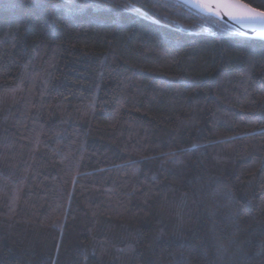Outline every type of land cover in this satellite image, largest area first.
Returning <instances> with one entry per match:
<instances>
[{
  "label": "trees",
  "instance_id": "trees-1",
  "mask_svg": "<svg viewBox=\"0 0 264 264\" xmlns=\"http://www.w3.org/2000/svg\"><path fill=\"white\" fill-rule=\"evenodd\" d=\"M0 264H264V41L180 0H0Z\"/></svg>",
  "mask_w": 264,
  "mask_h": 264
},
{
  "label": "snow or ice",
  "instance_id": "snow-or-ice-1",
  "mask_svg": "<svg viewBox=\"0 0 264 264\" xmlns=\"http://www.w3.org/2000/svg\"><path fill=\"white\" fill-rule=\"evenodd\" d=\"M183 2L206 15L217 18L226 15L238 23H244L245 26H256L264 31V11H257L242 3L241 0H183ZM126 6L135 7L134 5Z\"/></svg>",
  "mask_w": 264,
  "mask_h": 264
},
{
  "label": "water",
  "instance_id": "water-1",
  "mask_svg": "<svg viewBox=\"0 0 264 264\" xmlns=\"http://www.w3.org/2000/svg\"><path fill=\"white\" fill-rule=\"evenodd\" d=\"M183 2V0H180ZM242 3H245L247 4L246 2L242 1ZM187 4V3H185ZM189 7L193 8L190 4H187ZM249 5V4H247ZM249 7L251 8H254L253 6L249 5ZM194 10L196 11H199L198 9L196 8H193ZM256 9V8H254ZM257 11H261L259 9H256ZM200 12V11H199ZM204 14V13H203ZM213 18L227 24L228 26L232 27L233 29H235L238 33L248 37V38H251V39H257V40H262L264 41V31H262L259 27H256V26H253V27H249V26H245L244 23H238L232 19H230L228 16L226 15H222L220 17H215V16H212Z\"/></svg>",
  "mask_w": 264,
  "mask_h": 264
}]
</instances>
